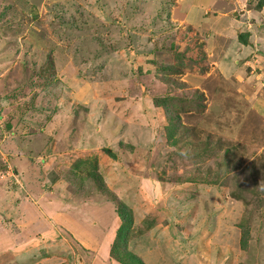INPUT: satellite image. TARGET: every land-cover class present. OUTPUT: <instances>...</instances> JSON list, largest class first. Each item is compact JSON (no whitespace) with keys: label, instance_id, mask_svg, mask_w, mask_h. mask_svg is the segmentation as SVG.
I'll return each instance as SVG.
<instances>
[{"label":"rangeland","instance_id":"1","mask_svg":"<svg viewBox=\"0 0 264 264\" xmlns=\"http://www.w3.org/2000/svg\"><path fill=\"white\" fill-rule=\"evenodd\" d=\"M260 1L0 0V195L20 177V223L25 189L61 179L127 213L143 264H264ZM72 240L63 264L85 255Z\"/></svg>","mask_w":264,"mask_h":264},{"label":"crops","instance_id":"2","mask_svg":"<svg viewBox=\"0 0 264 264\" xmlns=\"http://www.w3.org/2000/svg\"><path fill=\"white\" fill-rule=\"evenodd\" d=\"M252 103L258 102L252 101ZM21 185L24 186L18 176V182L14 185L15 192L12 193L15 202L13 201L9 208L1 197L2 194L0 195L2 199L0 201V264H63L66 257L61 259L60 253L57 255L54 252L66 248L72 252L73 247L67 238L74 240L72 241L76 243L78 252L81 253L82 247L86 249L83 250L85 255L80 258V264H121L110 254L116 233L121 226L115 207L112 209L105 208L104 205L98 207L96 203L101 200H95V197L88 199L72 195L70 191H66L65 182L59 179L53 184L49 183L48 186L42 185L43 190L46 191L36 192L37 195L35 193L31 195L25 189V196L31 198L28 204L33 205L35 202V212L25 216L20 223L24 203L23 200H18V192H20L18 189ZM37 187L38 185L31 186L34 192ZM55 192H58V195H55ZM7 208L10 210L7 211ZM52 208L54 210H51ZM4 210L13 213L6 214ZM50 218L58 224L57 227L49 225ZM60 218L65 220V224L60 223ZM68 231L74 236H70ZM37 234L39 236L35 237ZM37 239L42 242L38 244ZM59 243L66 244V247H54ZM34 253L41 257L34 260L25 259L26 256H32Z\"/></svg>","mask_w":264,"mask_h":264},{"label":"trees","instance_id":"3","mask_svg":"<svg viewBox=\"0 0 264 264\" xmlns=\"http://www.w3.org/2000/svg\"><path fill=\"white\" fill-rule=\"evenodd\" d=\"M264 7V0H261L258 5H257V8L261 9ZM242 34L239 35V40L242 42V44H246V41L244 40L243 38V35L241 36ZM165 70H169L172 72L173 70V67L172 66H165L163 67ZM198 92V91H196ZM200 97L203 98L201 92H198ZM168 101L166 98H163L162 100H160L159 102L157 103H162V104H166ZM157 106H161L160 104H157ZM167 131V136H168V140L169 142L171 141L172 142V132L173 130H171L170 126L166 129ZM93 179V177H92ZM123 209L126 210V208L122 207ZM116 212H117V215L118 217L120 218L121 220V226L119 227V230L117 231V235L115 237V242H119V246L120 248H118V253L121 255V256H116V253L112 252V248H111V251H110V254L111 256L117 260L118 262H120L121 264H143L142 260L136 256L135 254L131 253L130 251H128L124 245V243L122 242L123 239H124V236L122 235V233L124 234L126 231H125V228H127V226H129V222H126L128 216H127V213H124V211H118V209L116 208ZM245 228L247 231L249 229H247V226L243 227ZM125 231V232H123ZM240 234L241 233V228H240ZM248 233L245 234V237H244V233L241 235V247L242 248H245L247 246V243H246V239L248 238ZM247 237V238H246ZM113 246V245H112Z\"/></svg>","mask_w":264,"mask_h":264}]
</instances>
